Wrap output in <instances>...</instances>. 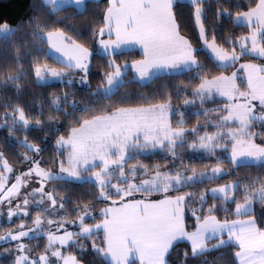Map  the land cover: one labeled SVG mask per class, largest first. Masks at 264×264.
I'll return each mask as SVG.
<instances>
[{"label":"snow or ice","instance_id":"1","mask_svg":"<svg viewBox=\"0 0 264 264\" xmlns=\"http://www.w3.org/2000/svg\"><path fill=\"white\" fill-rule=\"evenodd\" d=\"M0 130V264H264V0H32Z\"/></svg>","mask_w":264,"mask_h":264},{"label":"trees","instance_id":"2","mask_svg":"<svg viewBox=\"0 0 264 264\" xmlns=\"http://www.w3.org/2000/svg\"><path fill=\"white\" fill-rule=\"evenodd\" d=\"M32 0H0V22H2L3 19H7L12 24H16V22L20 19V17L24 16L29 11V5L31 4ZM102 6V5H101ZM94 6H90L91 8ZM211 21V17L209 18ZM225 29L227 30L229 28L228 25H224ZM240 30L237 29V32ZM96 63H99V61H96ZM164 81H157L153 85L149 86V90L153 87H158L162 85ZM128 90L130 91H136L141 90L144 91L145 89L141 88L140 86L136 84H129ZM75 89H79V86H74ZM27 95L23 97V102L27 105L31 106V111L35 112L37 108L34 106L39 103L41 97L40 93L42 92V89L39 88H29L25 90ZM53 91V89H49V92ZM79 96H83L85 99L87 98L84 96V93L80 92ZM45 113L47 114V103L45 102ZM42 135L40 132H32L30 135V139L38 137ZM7 136V132L0 130V146H6L4 145V137ZM14 143V142H13ZM9 152H12V148H8ZM22 149H20L18 146L15 148V152L19 153ZM45 158L47 159V154H45ZM259 209V206H257ZM33 244L36 243L35 241L32 242Z\"/></svg>","mask_w":264,"mask_h":264}]
</instances>
